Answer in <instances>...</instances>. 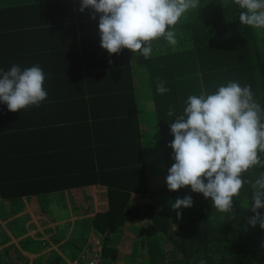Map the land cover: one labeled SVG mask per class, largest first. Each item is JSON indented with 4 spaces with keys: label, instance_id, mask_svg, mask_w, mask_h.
<instances>
[{
    "label": "trees",
    "instance_id": "trees-1",
    "mask_svg": "<svg viewBox=\"0 0 264 264\" xmlns=\"http://www.w3.org/2000/svg\"><path fill=\"white\" fill-rule=\"evenodd\" d=\"M79 7L80 3H77L75 9L69 10V15L66 11L55 18L42 19V25H57L58 30H62V37L76 42L80 38L74 29L79 24L86 27L84 31L94 39V49L90 50V58L82 68L95 71V74L100 72L103 79L111 84L113 105L108 108L107 117L111 115L121 128L114 141L108 140V136L103 140L102 134L94 141L95 164L99 165V172L109 173H103L108 176L132 174L138 179L139 190L147 187V176H151V172L145 162L147 159L137 119V107L142 105V99L144 106L153 110L149 128L160 130L164 146V161L161 162L167 173L175 163L174 151L169 147L174 140L170 123L183 114L190 95H199L201 90L211 94L219 86L234 81L241 86L251 85L255 100L264 109V29L257 31L254 27L242 25L239 20L241 9L233 0H200V7L191 10L187 20L176 26L179 39L177 50L172 51L161 39L159 50L154 44V53L149 59L128 49L119 54H109L101 47L99 15L93 20L91 9L80 12ZM21 36L30 42L29 37ZM134 73L138 74L139 82L133 79ZM157 80L165 82L169 91L158 93ZM136 88L144 93V98L140 93L137 96ZM170 108L173 116L168 115ZM0 110L11 114L4 103H0ZM127 115H131V121H127ZM124 129L126 131L123 132ZM31 140L33 138L29 142ZM121 155L126 157L123 161ZM260 155L264 159V153ZM105 159L109 161L103 162ZM93 172H98L97 168L93 167ZM262 172L264 168L253 167L244 174V179L254 181ZM0 182V195L3 197L21 195L22 183L19 179H3ZM118 185L124 184L116 178L109 185L108 208L98 211L94 218V228L105 238L103 257L112 264H119L126 248L131 251L133 246L142 247L141 252H136L142 260L141 264H199L201 259H205L207 264H264V229L248 224V218L254 215L250 210V185L244 186L240 198H234L235 219H228L230 214L217 211L210 198L192 192L190 186L171 191L170 195L173 203L176 198L191 195L193 206L173 210L164 206L166 199H158V202L154 199L145 209L131 208L130 194H125ZM178 211L182 212V217L177 216ZM259 211L264 214V209ZM142 217L152 221L141 229L148 242L143 239L132 244L125 243L124 239L117 241L111 238V232L127 231V221ZM155 226L158 228L154 231ZM169 243L171 248L168 251L164 244ZM166 251L174 259L166 257Z\"/></svg>",
    "mask_w": 264,
    "mask_h": 264
},
{
    "label": "crops",
    "instance_id": "crops-1",
    "mask_svg": "<svg viewBox=\"0 0 264 264\" xmlns=\"http://www.w3.org/2000/svg\"><path fill=\"white\" fill-rule=\"evenodd\" d=\"M77 3L80 0H0V69L7 71L13 64L21 70L39 65L45 73L43 87L48 93L39 107L11 114L0 110V181L19 179L22 183L21 195H0V246L6 245L2 248L8 258V261L0 259V264H22L19 258L7 255L10 244H14V251L19 244L28 250L30 261L23 260V264H48L54 254L63 251L61 246L50 247V235L74 241L75 238L67 236L71 235L68 229L72 226L89 231L84 244L90 247L91 240L100 235L94 228L95 215L108 208L109 185L116 178L128 186L118 185L125 194H130L131 208L145 209L149 204L151 176H147V187L139 190L134 175L108 176L109 173L99 172V165L95 164L93 145L97 136L102 134L103 140L108 136V140L114 141L121 128L111 115L107 117L108 108L113 105L111 84L100 72L95 74L82 68L94 49V39L79 24L74 29L80 38L76 42L62 37L57 25H42V19L55 18L66 11L69 15ZM21 35L29 37L31 43ZM133 79L139 82L140 78L134 73ZM136 89L138 96L141 90ZM140 94L144 98V93ZM152 114L153 110L144 105L137 107L145 162L150 168L153 157L147 151V138L153 131L148 126ZM127 117L131 121V115ZM30 138L33 140L29 142ZM120 158L123 161L126 157ZM93 167L98 172H93ZM165 195L168 196L167 191ZM74 205L79 208L80 217L71 213ZM151 223V219L144 217L127 221L131 235L126 237L123 229L119 237L111 238L137 244L145 238L142 227ZM24 237L26 242H22ZM127 251L128 248L121 258H125Z\"/></svg>",
    "mask_w": 264,
    "mask_h": 264
},
{
    "label": "clouds",
    "instance_id": "clouds-1",
    "mask_svg": "<svg viewBox=\"0 0 264 264\" xmlns=\"http://www.w3.org/2000/svg\"><path fill=\"white\" fill-rule=\"evenodd\" d=\"M233 2L241 9L242 25L264 29V0ZM199 7L200 0H80L79 11L91 9L93 20L99 15L101 47L109 54L128 49L149 59L154 44L159 50L161 39L172 51L177 50V24ZM45 78L39 65L21 70L13 64L7 71L0 69V103L11 112L39 107L48 97L43 87ZM168 91L165 82L157 80V92ZM168 115H174L171 108ZM170 129L174 140L169 147L174 151L175 163L166 177L168 190L190 186L192 192L210 198L217 211L235 219L234 198H240L248 184L254 214L248 224L264 229V214L259 211L264 209V172L254 181L244 179L253 167L264 168L260 155L264 153V109L255 100L251 85L230 81L211 94L201 90L199 95H190L183 114L176 116ZM193 204L191 195L170 201L173 210L191 208ZM177 216L182 217V212L178 211ZM199 264L207 261L201 259Z\"/></svg>",
    "mask_w": 264,
    "mask_h": 264
},
{
    "label": "rangeland",
    "instance_id": "rangeland-1",
    "mask_svg": "<svg viewBox=\"0 0 264 264\" xmlns=\"http://www.w3.org/2000/svg\"><path fill=\"white\" fill-rule=\"evenodd\" d=\"M256 29L257 31L263 30L259 28H256ZM142 105H144V99H142ZM163 147H164L163 141L161 139V133H160L159 128L153 129L151 135H149V137L147 138V150L149 152V156L153 157L151 158V162H150L151 164L150 169L153 172H151V179H150L152 194L150 196L149 203H151L154 199H156L157 202H158V199L159 200L166 199L165 206L167 205V207H171L170 201L173 202L172 195L169 194L167 185L163 186V182L166 181V177L168 175V173L163 170V166L161 162V161H164V148ZM165 191H167L169 196L165 195ZM71 213L75 215L76 217H80L81 212L79 208H77L74 205ZM156 228L158 227L155 226L154 231L156 230ZM85 229L86 228L82 226H72L70 229H68L71 231V235H67L66 233L65 235L75 238L74 241H71V240L65 241L63 240L64 237H60V236L56 237V236L50 235L49 237L50 247L55 248L56 246H61V248H63L62 249L63 251L59 254H54L53 257L49 260L48 264H70L74 258L80 257V255H82L84 252L91 253L92 251H89L90 249L89 245L87 243L84 244L87 241V235L89 233V231L85 232ZM122 232L123 230H117L115 234L111 233L110 236L116 238V237H119L122 234ZM124 234L126 237H129L131 235V232L130 230H127ZM101 238H103V241H104L105 239L104 236H102ZM76 239L78 240V242L76 241ZM26 241H27V237H24L22 242H26ZM145 241L148 242L147 237H145ZM83 244H84V248L81 249ZM19 245H15L16 250L14 251L13 249L14 244H10L11 247L8 250L7 255H10L9 257L11 259H13L12 257L19 258L23 264V260H25L26 262L30 257L27 256L28 250H25L19 247ZM5 246L6 245L0 246V259H4L8 261V258L6 257L7 251H4V249L2 248ZM134 247L131 253L127 251L128 254L125 256V258L120 257L119 264H141L142 260L140 256H136V252L137 253L141 252L142 247L136 246V250H134ZM164 248L169 251L171 248V244L170 243L164 244ZM122 251H124V249ZM168 251H166V253ZM79 253H82V254H79ZM166 257H168L170 260L172 257H173L172 259H174V256L170 255L169 253L166 254ZM15 262L19 263V261H15ZM100 264H112V262L109 259H105L104 261H101Z\"/></svg>",
    "mask_w": 264,
    "mask_h": 264
},
{
    "label": "built area",
    "instance_id": "built-area-1",
    "mask_svg": "<svg viewBox=\"0 0 264 264\" xmlns=\"http://www.w3.org/2000/svg\"><path fill=\"white\" fill-rule=\"evenodd\" d=\"M93 247L90 249L91 253L84 252L80 257L74 258L70 264H99L102 260L103 242L100 236H95L90 242Z\"/></svg>",
    "mask_w": 264,
    "mask_h": 264
}]
</instances>
